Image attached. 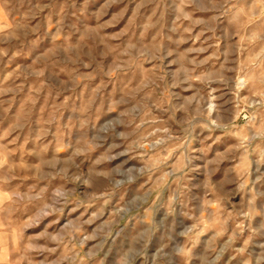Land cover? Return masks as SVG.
I'll use <instances>...</instances> for the list:
<instances>
[{"label": "rangeland", "instance_id": "obj_1", "mask_svg": "<svg viewBox=\"0 0 264 264\" xmlns=\"http://www.w3.org/2000/svg\"><path fill=\"white\" fill-rule=\"evenodd\" d=\"M0 264H264V0H0Z\"/></svg>", "mask_w": 264, "mask_h": 264}]
</instances>
